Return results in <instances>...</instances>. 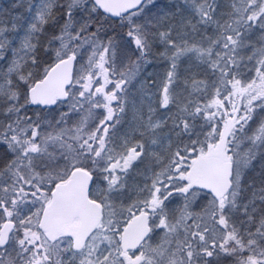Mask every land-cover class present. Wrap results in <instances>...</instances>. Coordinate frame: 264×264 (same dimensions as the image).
<instances>
[{"label": "snow or ice", "instance_id": "6c2138e0", "mask_svg": "<svg viewBox=\"0 0 264 264\" xmlns=\"http://www.w3.org/2000/svg\"><path fill=\"white\" fill-rule=\"evenodd\" d=\"M0 264H264V0H0Z\"/></svg>", "mask_w": 264, "mask_h": 264}]
</instances>
